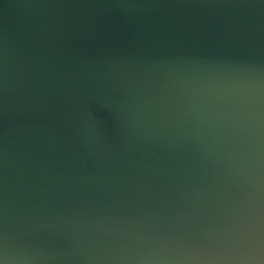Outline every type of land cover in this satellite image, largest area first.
Masks as SVG:
<instances>
[{
    "label": "water",
    "instance_id": "1",
    "mask_svg": "<svg viewBox=\"0 0 264 264\" xmlns=\"http://www.w3.org/2000/svg\"><path fill=\"white\" fill-rule=\"evenodd\" d=\"M0 264H264V0H0Z\"/></svg>",
    "mask_w": 264,
    "mask_h": 264
}]
</instances>
